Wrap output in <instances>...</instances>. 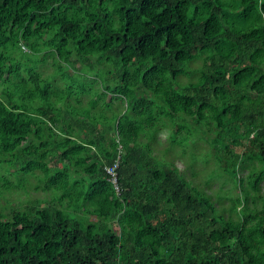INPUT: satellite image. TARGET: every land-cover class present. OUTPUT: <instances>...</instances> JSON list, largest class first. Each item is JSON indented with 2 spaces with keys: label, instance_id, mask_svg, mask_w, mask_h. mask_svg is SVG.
<instances>
[{
  "label": "trees",
  "instance_id": "1",
  "mask_svg": "<svg viewBox=\"0 0 264 264\" xmlns=\"http://www.w3.org/2000/svg\"><path fill=\"white\" fill-rule=\"evenodd\" d=\"M0 264H264V0H0Z\"/></svg>",
  "mask_w": 264,
  "mask_h": 264
},
{
  "label": "rangeland",
  "instance_id": "2",
  "mask_svg": "<svg viewBox=\"0 0 264 264\" xmlns=\"http://www.w3.org/2000/svg\"><path fill=\"white\" fill-rule=\"evenodd\" d=\"M180 80L181 82L187 81L185 77H181ZM165 136H166V132L164 131H160L157 134L158 141L161 143L160 145H158V148L160 150L163 149V146L168 145L167 140H165ZM192 141H193L192 146L188 147V149H192V150H187L185 152H182V149H180V147L174 146V148L169 150L168 155L170 159L172 160L174 159L177 167L184 172L183 174L186 177V179L192 181L194 184H197L198 186H201L203 183L205 184L208 171L213 166L211 162L212 157L210 155V157H208L204 161L203 151L207 150V145L204 144V142L200 141L197 137H193ZM190 152H192V154ZM157 153H160V151H157ZM191 155H193L194 157H191ZM219 184H220V179L218 178L211 179L210 184H209L210 189L214 191L218 187ZM227 185H230V184H227ZM203 187L205 188V186ZM234 192L235 191H233V193ZM30 193H32V196L34 198L41 196L40 191H37L35 193L34 191H31ZM14 200L17 203H20V205L25 204L26 202V198L24 197V195Z\"/></svg>",
  "mask_w": 264,
  "mask_h": 264
},
{
  "label": "built area",
  "instance_id": "3",
  "mask_svg": "<svg viewBox=\"0 0 264 264\" xmlns=\"http://www.w3.org/2000/svg\"><path fill=\"white\" fill-rule=\"evenodd\" d=\"M109 173L111 174L112 176V181L114 182L115 181V173L111 170H109Z\"/></svg>",
  "mask_w": 264,
  "mask_h": 264
},
{
  "label": "clouds",
  "instance_id": "4",
  "mask_svg": "<svg viewBox=\"0 0 264 264\" xmlns=\"http://www.w3.org/2000/svg\"><path fill=\"white\" fill-rule=\"evenodd\" d=\"M111 179H112V178H111ZM111 181H112V180H111ZM112 183H113V186H114L115 190H118V187L116 186V184H117V183H116V179H115L114 182L112 181Z\"/></svg>",
  "mask_w": 264,
  "mask_h": 264
}]
</instances>
